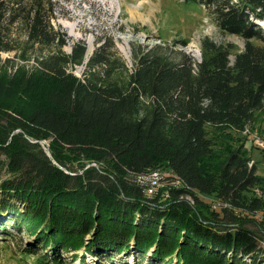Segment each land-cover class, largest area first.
Segmentation results:
<instances>
[{
	"label": "trees",
	"instance_id": "obj_1",
	"mask_svg": "<svg viewBox=\"0 0 264 264\" xmlns=\"http://www.w3.org/2000/svg\"><path fill=\"white\" fill-rule=\"evenodd\" d=\"M193 1L243 48L206 36L194 60L184 39L160 40L134 46L129 69L111 37L66 52L56 0H0V233L31 228L30 264H264L246 226L263 228L264 174L245 139L215 153L264 116V0ZM153 171L157 187L141 179Z\"/></svg>",
	"mask_w": 264,
	"mask_h": 264
},
{
	"label": "rangeland",
	"instance_id": "obj_2",
	"mask_svg": "<svg viewBox=\"0 0 264 264\" xmlns=\"http://www.w3.org/2000/svg\"><path fill=\"white\" fill-rule=\"evenodd\" d=\"M56 2L60 6V12L56 13L57 18L53 20V24L56 28L62 29L68 38L63 48L66 52L70 51V45L74 40H83L90 54L100 43L99 39L104 36L111 37L116 52L129 69L132 68L133 52L131 51L134 46H150L160 40L172 43L173 39H184L186 41L184 51L194 60L200 59V40L206 36L217 42H233L239 48H243L241 37L222 33L206 14V9L193 0H56ZM256 23L264 31V20H257ZM9 55L11 54H2L3 57ZM71 71L75 76H81L82 67L75 66ZM29 142L35 145L32 140ZM242 142L253 160L258 162V173L264 174V116H260L252 127H247L243 134L230 133L218 139L215 153L222 156ZM39 143L37 150L43 153L48 148V143L46 141ZM26 148L30 152L35 151V148L28 144ZM164 176L165 174L161 173L160 178ZM155 188L147 189L146 193L154 194ZM255 192L259 194L261 190L255 189ZM185 198L190 204L193 203L190 196ZM204 200L208 201L212 208L221 204L217 198H204ZM252 216L264 223V210ZM246 226L257 232L261 231L264 236V225L263 228H258L256 225L246 223ZM4 228V231L11 235L0 233V264H30L29 262L34 258L24 256L21 248L24 247L25 242L29 243L26 244L28 247L34 243V233L29 231L31 228L20 226L18 229L12 221L7 222ZM81 251L82 249H79L75 254L80 255ZM63 255L65 264H132L134 262L133 258L124 260L115 257L110 263L107 259L96 260L88 255L84 260L71 259V253H63Z\"/></svg>",
	"mask_w": 264,
	"mask_h": 264
},
{
	"label": "built area",
	"instance_id": "obj_3",
	"mask_svg": "<svg viewBox=\"0 0 264 264\" xmlns=\"http://www.w3.org/2000/svg\"><path fill=\"white\" fill-rule=\"evenodd\" d=\"M251 164H252V161L249 163V165ZM160 177H161V174L158 171H153L146 176H141V179L144 181L146 180L147 183H149L151 187H154L159 183Z\"/></svg>",
	"mask_w": 264,
	"mask_h": 264
},
{
	"label": "water",
	"instance_id": "obj_4",
	"mask_svg": "<svg viewBox=\"0 0 264 264\" xmlns=\"http://www.w3.org/2000/svg\"><path fill=\"white\" fill-rule=\"evenodd\" d=\"M42 142H45V141H42ZM46 153H47V155L50 157V153H49L48 148H46Z\"/></svg>",
	"mask_w": 264,
	"mask_h": 264
},
{
	"label": "bare ground",
	"instance_id": "obj_5",
	"mask_svg": "<svg viewBox=\"0 0 264 264\" xmlns=\"http://www.w3.org/2000/svg\"><path fill=\"white\" fill-rule=\"evenodd\" d=\"M146 181V180H145ZM147 182V181H146Z\"/></svg>",
	"mask_w": 264,
	"mask_h": 264
}]
</instances>
